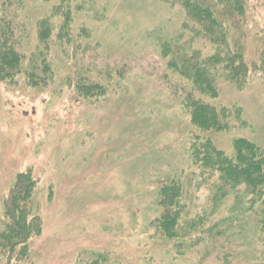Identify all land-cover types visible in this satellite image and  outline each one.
I'll use <instances>...</instances> for the list:
<instances>
[{
  "label": "rangeland",
  "instance_id": "374dc122",
  "mask_svg": "<svg viewBox=\"0 0 264 264\" xmlns=\"http://www.w3.org/2000/svg\"><path fill=\"white\" fill-rule=\"evenodd\" d=\"M10 1L28 36L23 65L45 61L53 72L41 66L33 82L0 81V235L15 195L34 226L26 244L0 245V264H256L260 247L249 212L236 209L238 189L221 195L218 173L192 160L195 93L162 52L182 9L165 0ZM243 1L248 72L241 87L216 75L211 103L231 109L232 125L205 133L229 157L240 136L264 144V0ZM46 16L61 38L37 46ZM172 180L204 229L183 244L156 228L158 190Z\"/></svg>",
  "mask_w": 264,
  "mask_h": 264
},
{
  "label": "trees",
  "instance_id": "16d2710c",
  "mask_svg": "<svg viewBox=\"0 0 264 264\" xmlns=\"http://www.w3.org/2000/svg\"><path fill=\"white\" fill-rule=\"evenodd\" d=\"M165 1L179 6L183 11L179 31L170 42L162 45V52L168 58L167 66L188 81L189 89L195 93H189L191 97L187 98L190 121L194 125L192 160L200 167L218 173V183L216 182L214 188L220 191L221 195L238 189L236 209L242 216L239 205L242 204L244 210L249 212L248 218L255 229L260 247L256 264H264V144L240 136L234 140L233 156L229 157L222 150L216 149L210 137L205 135L211 131H227L232 125L231 109L216 108L211 99L218 96L216 75L221 71L226 73L225 80L237 87H241L245 82L248 72V65L243 60L246 5L243 0ZM0 2V5L4 6L0 14V81H12L23 74L27 81L33 82L36 70L42 68L41 66L43 74H52L50 65L45 61H42L39 67L30 60V63L23 65L28 44L26 30L19 22L17 12L7 11L8 6L13 4L12 1ZM54 8L59 10L60 6ZM55 13L52 10L49 16ZM49 16L42 17L36 23L37 46L48 47L51 37L61 38L58 30L55 32L49 25ZM199 42L203 47L195 45ZM260 57V64L264 69V50ZM90 88L91 86H84L80 90L82 93H89ZM203 96L208 98V101ZM232 108L235 109L234 118L237 125H243L244 122L237 118L241 112L240 107ZM29 188L30 184L26 185L24 200L29 196ZM182 194L180 182L175 183L172 180L162 184L158 190V205L163 211L156 220L159 233L166 239H177L179 244H183L184 240L189 238L188 235L193 234L198 238L204 233V229H198L196 223V220L202 221L201 217H190L185 212L186 209L181 203ZM15 199L17 195L12 201ZM12 201L6 210L11 222L0 235V245L3 249H11L16 244H26L34 228L31 224L33 221L27 225V202L22 208ZM233 210L235 211V208Z\"/></svg>",
  "mask_w": 264,
  "mask_h": 264
}]
</instances>
